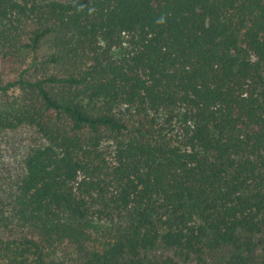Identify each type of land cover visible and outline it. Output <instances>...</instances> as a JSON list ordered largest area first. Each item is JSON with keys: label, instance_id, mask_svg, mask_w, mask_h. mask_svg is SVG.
<instances>
[{"label": "trees", "instance_id": "16d2710c", "mask_svg": "<svg viewBox=\"0 0 264 264\" xmlns=\"http://www.w3.org/2000/svg\"><path fill=\"white\" fill-rule=\"evenodd\" d=\"M25 126L0 264H264V0H0Z\"/></svg>", "mask_w": 264, "mask_h": 264}, {"label": "rangeland", "instance_id": "374dc122", "mask_svg": "<svg viewBox=\"0 0 264 264\" xmlns=\"http://www.w3.org/2000/svg\"><path fill=\"white\" fill-rule=\"evenodd\" d=\"M32 139L33 129L28 126L0 134V196L2 198H8L13 192L20 172V161ZM104 225L94 220L89 223L91 229H99ZM6 236L7 233L0 229V237ZM46 253L48 258L63 264H75L79 257L76 250L64 241L49 246Z\"/></svg>", "mask_w": 264, "mask_h": 264}]
</instances>
